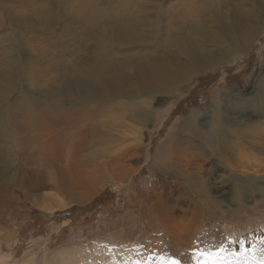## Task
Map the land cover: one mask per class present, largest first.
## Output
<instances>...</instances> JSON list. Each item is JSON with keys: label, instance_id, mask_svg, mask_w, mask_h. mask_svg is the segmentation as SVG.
I'll use <instances>...</instances> for the list:
<instances>
[{"label": "rangeland", "instance_id": "1", "mask_svg": "<svg viewBox=\"0 0 264 264\" xmlns=\"http://www.w3.org/2000/svg\"><path fill=\"white\" fill-rule=\"evenodd\" d=\"M263 6L0 0L1 264H112V257L115 264H264V134L253 126L264 115H247V128L230 116L242 136L228 134L214 154L202 148L213 143L188 138L183 123L191 109L202 110L196 127L204 135L214 90L222 106L255 91L263 41L196 75L174 104L153 102L143 123L131 107L143 98L137 89L91 100L98 86L85 73L105 65L125 76L138 62L149 69L177 54L198 25L210 30L216 16L230 21ZM125 25L140 38H121ZM242 181L249 182L236 188ZM53 197L65 206L43 210Z\"/></svg>", "mask_w": 264, "mask_h": 264}, {"label": "bare ground", "instance_id": "2", "mask_svg": "<svg viewBox=\"0 0 264 264\" xmlns=\"http://www.w3.org/2000/svg\"><path fill=\"white\" fill-rule=\"evenodd\" d=\"M262 17H264V6L260 11L252 9L239 12L230 21H223L222 18L216 16L214 19L220 24L210 28V30L205 28L207 26L205 25L206 23L193 28L177 48V54L158 60L153 64L151 63L152 66L149 69L144 68L145 64L143 62H138L132 71L125 76L121 75L120 71L110 69L105 65L87 67L85 73L97 82L98 86L89 92V96L91 100L105 101L119 96V94L128 93L130 89L135 88L143 98L140 104L133 103L135 105L131 107L135 108L138 122L143 123V121L149 118L145 113L146 107L152 106L153 102L169 98L170 102L165 101L164 104H168L169 102L168 105L170 106L173 101L192 86V81L196 75L205 72L208 68L214 67L218 69L226 65L231 58L235 59L249 52L256 45V42L262 40V49L259 51V57L262 61H260L258 67L262 70V74L256 79L255 91L247 95L237 94L231 98L232 104L230 106H222L223 98L217 90H214L210 98L213 105L212 110L208 112L210 118L207 120L208 129L204 135H201L202 133L198 132L196 127L198 123L197 117L202 110L191 109L189 117L183 120L185 127H187L191 134L190 136L187 135L188 138L195 137L199 140L207 141V143L212 142L213 145H209L210 148L205 145H202V148L210 149L207 151L209 153H218L217 147H225V136L228 134L235 137L242 136L243 129L236 130L230 128L231 125L229 124H234L229 120L230 116L236 120V124L247 128L245 122L251 119L247 115L250 113L258 116L264 115V20L261 19ZM117 33L121 38L130 42L140 38V35L137 31L135 32L134 28L126 25L120 27ZM226 96L228 97V94H225L224 97ZM227 102L225 101V103ZM168 105H164L165 109L162 111H156L157 114L161 116V113L167 110ZM222 107L225 108L223 109ZM227 109L230 111L228 112ZM236 112H243L244 115L238 118L234 114ZM236 114L238 115V113ZM257 125L260 127H257ZM253 126H256V132L259 131L264 134V120H257ZM170 134L172 135V133ZM175 140L179 141L177 138L171 139L167 143L172 145V142ZM169 144L164 146V150H167L168 153L172 151ZM231 147L233 148V145ZM161 150L159 148L158 151ZM180 153L185 154L184 151H180ZM242 153L241 149L237 150V155L240 156ZM177 155L175 154V156ZM156 157L159 158L160 153H157ZM177 166L179 165L177 164ZM247 182L249 181H242L240 184H235V187H245ZM64 206V200L54 197L42 202V208L47 212H54L57 208H63ZM114 260L115 258L112 257V264H115Z\"/></svg>", "mask_w": 264, "mask_h": 264}]
</instances>
